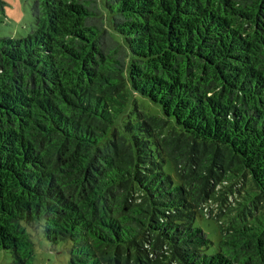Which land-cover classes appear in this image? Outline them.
Listing matches in <instances>:
<instances>
[{
	"label": "trees",
	"instance_id": "trees-1",
	"mask_svg": "<svg viewBox=\"0 0 264 264\" xmlns=\"http://www.w3.org/2000/svg\"><path fill=\"white\" fill-rule=\"evenodd\" d=\"M0 37V251L264 264V0H35ZM156 108V112L151 110ZM210 204L217 253L198 217ZM208 213V212H207Z\"/></svg>",
	"mask_w": 264,
	"mask_h": 264
},
{
	"label": "rangeland",
	"instance_id": "rangeland-1",
	"mask_svg": "<svg viewBox=\"0 0 264 264\" xmlns=\"http://www.w3.org/2000/svg\"><path fill=\"white\" fill-rule=\"evenodd\" d=\"M35 0H0V37L20 39L30 35L35 29V22L32 14V7ZM151 110L156 112V108L151 106ZM213 214L198 217L196 226L202 228L213 245L207 251L209 255L217 253L221 241V234L215 222V214L219 212L218 205L210 204L205 212ZM208 212V213H207ZM28 232L32 236L35 244L36 259L34 264H69L71 243H59L54 245L44 237L43 227H28ZM0 264H12V256L9 252L0 251Z\"/></svg>",
	"mask_w": 264,
	"mask_h": 264
}]
</instances>
